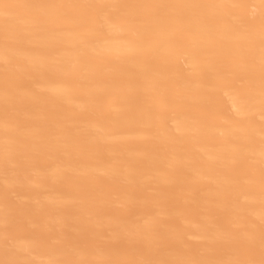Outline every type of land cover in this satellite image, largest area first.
I'll return each mask as SVG.
<instances>
[{
	"label": "bare ground",
	"instance_id": "6f19581e",
	"mask_svg": "<svg viewBox=\"0 0 264 264\" xmlns=\"http://www.w3.org/2000/svg\"><path fill=\"white\" fill-rule=\"evenodd\" d=\"M0 264H264V0H0Z\"/></svg>",
	"mask_w": 264,
	"mask_h": 264
}]
</instances>
